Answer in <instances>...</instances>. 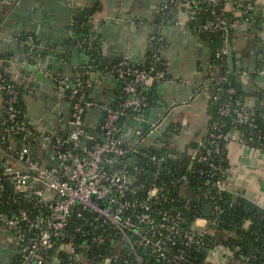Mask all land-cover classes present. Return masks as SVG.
I'll use <instances>...</instances> for the list:
<instances>
[{
  "label": "built area",
  "instance_id": "2783aa9c",
  "mask_svg": "<svg viewBox=\"0 0 264 264\" xmlns=\"http://www.w3.org/2000/svg\"><path fill=\"white\" fill-rule=\"evenodd\" d=\"M79 1L66 0L72 8ZM94 14L88 13V22L80 23V28L87 23L91 28L74 48L83 44L87 50L97 48ZM159 14L147 38L145 64L124 59L96 69L85 62L69 78L57 71H42L41 55L31 61L35 47L32 35L20 40L24 49L19 60L0 56L7 76L0 72V225L11 232L17 249L12 264H118L125 255L122 250L131 256V264H146L147 260L149 264H198L199 253L204 254L201 264H252V255L240 253V246L226 244L215 234V216L222 212L217 200L223 194L240 196L224 180L229 168L225 165L227 144L237 138L264 152V143H258L264 128L263 134L261 130L255 133L257 140L250 134L244 139L241 130L224 131L221 119L232 111L234 123L256 128V115L264 119V97L219 104L218 117L208 121L204 138L208 145L200 140L180 153L170 147L172 131L159 132L164 141L150 138L160 130L167 114L151 120L148 107L149 88L168 79L167 62L161 54V24L168 21L189 28L213 44L203 78L195 88L198 93L210 92L218 102L223 95L236 92L227 63L228 47L234 41L233 25L248 14L264 19V2L166 0ZM17 62L32 71L41 70L62 91L58 100L66 108L62 112L58 109L57 128L50 130L29 119L21 92L10 81V69ZM98 71L116 84L113 99L92 98V76ZM253 73L264 77V59ZM19 94L24 108L20 107ZM94 109L98 113L89 119ZM255 142L262 146H254ZM148 146L164 149L171 158H182L183 172L176 175L168 169L164 175L170 177V185L160 183L165 155L142 149ZM179 184L187 188L177 193L182 200L192 198L190 188L196 194L198 189L203 205H211L208 216L202 214L203 205L197 210L187 202L183 207L169 204L172 188ZM186 211L195 213L194 217L188 218ZM250 224L247 220L243 226ZM78 237L84 238L80 244ZM108 243H116V253L100 250ZM80 247L87 248V253Z\"/></svg>",
  "mask_w": 264,
  "mask_h": 264
},
{
  "label": "crops",
  "instance_id": "0c3cea01",
  "mask_svg": "<svg viewBox=\"0 0 264 264\" xmlns=\"http://www.w3.org/2000/svg\"><path fill=\"white\" fill-rule=\"evenodd\" d=\"M79 2L72 8L66 0H0V56L9 55L19 60L23 49L19 38L32 33L42 52V71L49 69L71 78L75 69L87 60L74 47H67L75 35L72 20L75 23V14L85 11L86 6L97 5L99 9L94 14L97 19L93 28L97 32L102 59L109 62L127 59L134 63L145 60L152 23L159 19L160 8L166 0ZM246 17L233 25L231 75L246 93L258 91L264 94V77L253 73L254 67L264 59V19L256 14ZM161 31L164 36L161 54L167 62L168 79L156 85L148 114L151 120L162 113L167 114L163 125H168L162 133L172 131L171 136L177 133L174 141L169 139L171 136L168 141L171 149L180 153L206 137L214 101L210 92L198 93L195 87L203 78L211 48L203 34L172 22L161 24ZM237 42L243 47L238 49ZM42 71H32L27 65L17 62L10 69L9 76L21 85L31 122L45 125L51 130L57 128L58 109L65 111L66 104L60 103L58 99L62 91L59 92L45 74L41 79H36L37 73ZM92 82L90 94L96 101H107L116 95V84L105 72H94ZM255 96L247 94L244 100ZM150 111L155 114L151 115ZM97 113L94 109L88 118H94ZM172 126L177 129L173 130ZM156 139L163 140L160 136ZM226 147L229 167L224 177L226 184L232 191L264 210V152L256 151L237 138ZM6 230L0 225V264H12L17 257L12 234L10 237V231Z\"/></svg>",
  "mask_w": 264,
  "mask_h": 264
},
{
  "label": "trees",
  "instance_id": "16d2710c",
  "mask_svg": "<svg viewBox=\"0 0 264 264\" xmlns=\"http://www.w3.org/2000/svg\"><path fill=\"white\" fill-rule=\"evenodd\" d=\"M86 10L82 12V15H77L75 14V23L73 26L74 29V37L71 38L70 42H68L67 47H72L74 46L75 42L77 40H81L86 37L88 34L91 24L87 23V25L84 28H80V23L83 21H87V14L88 13H95L98 9L99 6L97 5H92V6H86ZM26 35H32L33 38L35 39V36L32 33H27L25 35H22L19 39H23ZM216 43V42H213ZM210 46H213L211 44ZM68 47V48H69ZM24 49V48H23ZM77 51L81 52L83 55L86 56L87 60L86 63H92L96 69H101L103 66L111 63L109 61L103 60L101 55L99 54V47L95 50H87L85 48V44H83L79 48H75ZM41 49L39 47V43L35 41V47L33 48V57H31V61L34 62L37 56L41 55ZM94 61H90V60ZM89 60V61H88ZM117 61V60H116ZM134 63V62H133ZM143 62L142 64H145ZM83 65V64H82ZM0 72L5 74L3 71V67L0 66ZM5 77L6 74H5ZM8 79V78H7ZM233 79V78H232ZM12 83H14L19 91L21 92L22 95V90L21 86H19L16 82L10 80ZM233 85L235 86V93L231 95H223L221 100L218 102H214V105L212 107V112H211V118L216 119L218 117L217 115V107L219 104L225 102V101H234L236 99L243 101L246 97L247 94H254L257 95L258 97L263 98L264 94H261L258 91H255L254 93H246L238 84L235 83L233 80ZM156 87L155 85H152L149 88V96H152V93L154 92ZM19 105L20 107L24 108L22 98L19 94ZM262 110H258L257 112H261ZM234 119V113L231 111L227 116H224L221 119V127L224 131H231V130H241L245 132L243 138L245 139L248 134L253 135L254 139L257 140V130H261V133L263 134V128H264V119L260 115H256L255 118V124L256 128H248L246 124H237L233 122ZM261 140L258 143H264V135H261ZM204 145H208L207 141H204ZM257 142H255L253 145L257 146ZM226 144V142L223 141V146ZM262 146V145H258ZM144 150H151L153 152L159 153L164 156V165L163 168L160 169V175H161V181L160 183L165 185L168 184L170 185V177H165V173L168 169L171 170V173H174L178 175L180 172H183L182 169L185 168V164L182 160V158L177 156V158H171L169 157L164 149H153L152 146L144 147L142 148ZM139 156H136V158ZM225 165L227 164V161L225 162ZM181 167V168H178ZM145 181V179L143 180ZM183 184V183H182ZM179 184L176 186H173V201H170L169 204H175L177 207H183V203L187 202L190 205H193L195 209L199 210L201 209L204 201L199 197L198 189H197V194L196 191H194L193 188H190L189 190L193 192L192 198L188 200V197L185 200H182L180 196L177 195V193L180 192H185V189L183 188V185ZM175 189V190H174ZM217 202L222 208V212L218 215L215 216V219L218 221V225L216 226V233L218 234L219 237H221V240L226 243V244H234L240 246V253L244 254H250L252 255V264H264V210L260 208L258 205L255 203L247 200L246 198L242 196H233L230 193H225L223 194L222 197H220ZM166 204V203H165ZM168 205V202H167ZM195 214V213H194ZM194 214L192 212L186 211V215L188 218H190L192 215L194 217ZM249 220L251 224L249 227H244L243 223L245 221ZM219 232V233H218ZM221 232L226 233L227 238H224V234H221ZM230 233L231 235H229ZM223 236V237H222ZM84 241V238L78 237L76 239V242L80 244L81 242ZM94 248L97 249L96 246ZM118 246L115 244L108 243L106 245H103L100 250H103L105 254H114L117 251ZM80 250L83 251L84 253H87V248L80 247ZM121 253H125L124 258H120L118 260V264H131L130 259L131 256L127 255L126 252L123 250ZM198 254V253H197ZM203 253L198 254V264H201V259L203 257ZM117 264V263H113Z\"/></svg>",
  "mask_w": 264,
  "mask_h": 264
},
{
  "label": "water",
  "instance_id": "95a60500",
  "mask_svg": "<svg viewBox=\"0 0 264 264\" xmlns=\"http://www.w3.org/2000/svg\"><path fill=\"white\" fill-rule=\"evenodd\" d=\"M78 15H82V12L81 11H78L77 12ZM246 24V23H245ZM245 29H246V26H245ZM233 49H234V41H232L228 47V51H227V63L229 65V68H230V71L232 72V63H231V59H232V55H233ZM206 52L209 53V50L206 49ZM207 56H206V60H207ZM42 77V73L41 72H38L37 75H36V79H41ZM150 114L151 115H154L155 112L154 111H150ZM168 125V123H165V125H162V127L160 128V130L158 132H153L150 134V138L151 139H154V138H157L158 137V134L159 132L163 131L165 129V127ZM162 139H165V137H161ZM210 210H211V205L208 204V203H205L203 205V210H202V214L205 215V216H208L210 214ZM146 264H149V260L146 261Z\"/></svg>",
  "mask_w": 264,
  "mask_h": 264
},
{
  "label": "rangeland",
  "instance_id": "374dc122",
  "mask_svg": "<svg viewBox=\"0 0 264 264\" xmlns=\"http://www.w3.org/2000/svg\"><path fill=\"white\" fill-rule=\"evenodd\" d=\"M242 42V41H241ZM242 44H244L243 42H242ZM239 47L238 49H240V47H243L241 44H240V42H237L236 43V47ZM177 137V133L176 134H174V135H172L169 139L170 140H173L174 141V139ZM3 229V228H2ZM6 231H8V230H6ZM9 232V231H8ZM9 235H10V237H11V233L9 232Z\"/></svg>",
  "mask_w": 264,
  "mask_h": 264
}]
</instances>
